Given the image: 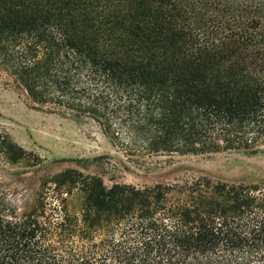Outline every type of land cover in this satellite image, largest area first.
Masks as SVG:
<instances>
[{"label":"trees","instance_id":"16d2710c","mask_svg":"<svg viewBox=\"0 0 264 264\" xmlns=\"http://www.w3.org/2000/svg\"><path fill=\"white\" fill-rule=\"evenodd\" d=\"M0 69L130 156L264 146V0H0ZM0 153L27 157L1 133ZM80 190L79 214L0 209V264H264V185Z\"/></svg>","mask_w":264,"mask_h":264},{"label":"rangeland","instance_id":"374dc122","mask_svg":"<svg viewBox=\"0 0 264 264\" xmlns=\"http://www.w3.org/2000/svg\"><path fill=\"white\" fill-rule=\"evenodd\" d=\"M0 133L10 135L27 150V157L18 162L0 153V209L14 218L32 212L41 199L57 206L65 199L69 212L79 214L81 180L89 175L100 176L108 187L114 183L174 186L198 179L264 185V146L255 154L220 151L130 156L93 122L78 123L34 108L25 90L1 69ZM56 181L66 182L61 190L56 189Z\"/></svg>","mask_w":264,"mask_h":264}]
</instances>
